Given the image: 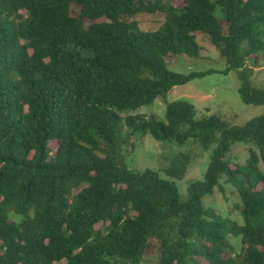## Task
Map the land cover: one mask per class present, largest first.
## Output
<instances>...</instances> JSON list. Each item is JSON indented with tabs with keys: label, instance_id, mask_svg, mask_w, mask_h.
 <instances>
[{
	"label": "trees",
	"instance_id": "trees-1",
	"mask_svg": "<svg viewBox=\"0 0 264 264\" xmlns=\"http://www.w3.org/2000/svg\"><path fill=\"white\" fill-rule=\"evenodd\" d=\"M157 14V29L136 21ZM198 35L225 62L219 73L236 71L241 102L264 105L253 81L264 0H0V264H264V114L229 126L182 100L165 121L128 114L214 72L166 66L199 58ZM124 126L215 145L185 201L174 181L121 165ZM237 142L251 145L242 165L229 155ZM190 162L175 155L161 172L181 178ZM221 178L241 224L203 205L215 188L225 196Z\"/></svg>",
	"mask_w": 264,
	"mask_h": 264
},
{
	"label": "rangeland",
	"instance_id": "rangeland-1",
	"mask_svg": "<svg viewBox=\"0 0 264 264\" xmlns=\"http://www.w3.org/2000/svg\"><path fill=\"white\" fill-rule=\"evenodd\" d=\"M175 4L177 5V3ZM136 21L143 30L157 29L161 24L162 15H138ZM197 42L203 48L199 58L184 55L167 58L165 61L167 68L182 74L209 70L214 72L207 73L203 77L194 79L184 85L175 86L164 98L158 97L153 103L141 106L128 114L154 115L158 120L165 121L166 105L178 100L191 103L195 107L197 117L210 114L218 115L229 126H243L250 119L264 114V105H245L241 102L237 92L239 83L236 71L231 70L226 74L219 73L225 69V62L219 58L218 51L210 45L207 39L198 35ZM247 65H250V63L247 62ZM254 70L256 71V74L253 75L254 83L264 85V68H255ZM119 132L125 140L121 150V165L132 171L151 169L158 172L161 177L174 181L181 202L187 198L188 186L191 183L202 181L210 153L215 146L213 144L208 150H203L191 140L183 145H176L174 142L156 141L148 133H132L125 126L119 128ZM128 134L130 136L127 137ZM48 146L50 151L54 152L57 143L51 141ZM249 148H251L250 144L234 143L229 153L232 161L242 165L248 157ZM180 154H189L191 157L190 165L184 175L178 179L165 176L161 170L168 166L171 157ZM259 167H263L260 162ZM223 182L221 178L219 183L223 185L225 196L215 188L211 195L203 197V205L211 206L222 215L231 220H238L237 222L241 224L242 220L235 207L239 203L238 196L231 185ZM231 242L239 248V238H231Z\"/></svg>",
	"mask_w": 264,
	"mask_h": 264
}]
</instances>
